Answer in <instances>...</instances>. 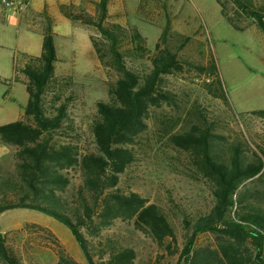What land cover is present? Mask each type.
<instances>
[{
	"label": "trees",
	"instance_id": "1",
	"mask_svg": "<svg viewBox=\"0 0 264 264\" xmlns=\"http://www.w3.org/2000/svg\"><path fill=\"white\" fill-rule=\"evenodd\" d=\"M228 1L218 0L232 24L237 26L229 11L243 12L264 32V0ZM110 3L99 0L94 15L61 6L68 19L98 31L101 42L91 38L93 48L117 75L110 101L97 103V119L90 125L93 150L82 148L71 133L74 84L71 76L57 75L60 57L49 17L41 55L15 59L14 81L25 85L29 100L20 120L0 126V143L14 148L15 158L14 169L0 160V215L16 208L40 211L71 230L87 264H134L136 248L123 236L106 234L117 221L133 222L160 245L178 242L167 211L123 180L140 160L142 135L152 114L164 106L179 108V96L166 87L165 79L196 72L207 78L208 95L231 106L213 57L204 65L184 56L191 38L175 33L169 16L150 52L137 27L110 20ZM145 59L148 66L142 64ZM251 114L264 119V110ZM170 142L189 154L197 173L212 182L213 197L207 212L194 214L179 206L186 241L178 264H264V204L248 186L264 179V148L254 151L248 142L220 134L218 120L200 106L189 111L185 126ZM26 227L53 241L56 264H80L51 231L36 224ZM203 234L212 236L214 247L196 246ZM8 237L0 231V264H25Z\"/></svg>",
	"mask_w": 264,
	"mask_h": 264
},
{
	"label": "rangeland",
	"instance_id": "2",
	"mask_svg": "<svg viewBox=\"0 0 264 264\" xmlns=\"http://www.w3.org/2000/svg\"><path fill=\"white\" fill-rule=\"evenodd\" d=\"M230 8H235L232 3ZM229 12L237 26L225 16L218 0H111L110 20L137 27L150 52L155 50L169 16L173 31L191 38L182 51L184 56L204 65L213 57L232 108L208 95L204 89L207 78L196 72L186 71L165 79L166 87L179 96V108L164 106L152 114L149 128L142 135L140 160L127 170L123 180L132 191L167 211L177 227L178 242L166 241L160 245L149 234L136 229L133 222L117 221L106 234L123 236L136 248L138 258L134 264H178L186 241L179 206L198 214L207 212L213 204L212 182L197 173L189 154L170 142V136L183 129L194 106L203 107L218 120L220 134L232 141H246L254 151L264 148V119L251 114L264 110V32L245 13ZM33 14L32 18L28 16L29 24L27 20L19 26L11 25L6 37L0 34L2 43L8 36L11 42L10 48H4L0 55H17L21 60L28 48L37 55L41 53L43 35L34 29L42 28L44 23ZM66 21L69 24L57 21L55 45L60 61L56 72L59 76H71L74 84L71 133L82 148L93 150L90 125L97 119V103L110 101L109 89L117 75L100 62L93 48L91 38L101 42L98 31L79 22L74 25L69 19ZM142 64L148 66V59ZM27 100L23 83L0 82V126L20 120ZM8 150L1 161L14 169V148ZM248 186L264 204V179ZM29 224L51 231L75 261L87 264L66 225L37 210H7L0 215V231L9 235V242L17 247L25 264L58 261L53 241L41 231L28 229ZM205 245L215 246L211 235L199 236L196 246Z\"/></svg>",
	"mask_w": 264,
	"mask_h": 264
},
{
	"label": "crops",
	"instance_id": "3",
	"mask_svg": "<svg viewBox=\"0 0 264 264\" xmlns=\"http://www.w3.org/2000/svg\"><path fill=\"white\" fill-rule=\"evenodd\" d=\"M98 1L99 0H28L25 8H22V10L18 12L6 9L0 4V34L6 37V32H9L8 28L11 27V25L19 26L21 22H27V20L29 24L28 16L32 18V16L34 15L33 13H35L41 19L44 25L42 26V28L34 30H36L37 32H41L43 35L47 23L46 17H49L52 20L53 31L57 36V21L59 20L63 23H68L66 21V19L68 18L63 14L61 6L73 5L76 8L85 10L86 12L94 15L96 12V3ZM73 23L75 25L77 22ZM9 40L10 39L8 36L5 40V43H2L0 41V52L4 48H10L11 42H9ZM41 53L39 55L32 53L29 48L24 51V54L31 56H40ZM16 57L17 55H10L9 57L7 55H5L4 57L2 54L0 55V80H14L16 75V72L14 70ZM21 78L24 79L23 76ZM28 100L26 102V105L28 103ZM8 149V146H5L3 144L0 145V160L9 151Z\"/></svg>",
	"mask_w": 264,
	"mask_h": 264
},
{
	"label": "built area",
	"instance_id": "4",
	"mask_svg": "<svg viewBox=\"0 0 264 264\" xmlns=\"http://www.w3.org/2000/svg\"><path fill=\"white\" fill-rule=\"evenodd\" d=\"M28 0H0V4L6 9L20 11L27 5Z\"/></svg>",
	"mask_w": 264,
	"mask_h": 264
}]
</instances>
